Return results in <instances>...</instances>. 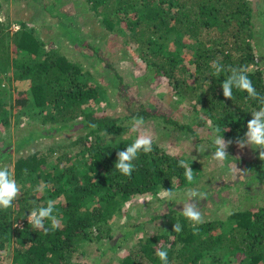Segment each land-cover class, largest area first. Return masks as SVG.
<instances>
[{"label": "trees", "instance_id": "trees-1", "mask_svg": "<svg viewBox=\"0 0 264 264\" xmlns=\"http://www.w3.org/2000/svg\"><path fill=\"white\" fill-rule=\"evenodd\" d=\"M85 2L106 30L123 34L130 54L141 61L150 76L192 101L195 114L201 111L204 116H198V126L209 121L213 130L221 129L226 141L244 137L258 103L236 89L231 100L225 99L220 85L230 75L228 67L246 66L253 86L264 95L260 31L252 0ZM63 31L74 34L69 29ZM73 42L102 56L99 48L77 37ZM212 61L226 70L215 75ZM10 70H14V79L29 81L28 89L18 90L14 103L21 116L28 120L39 117L43 125L51 127L41 135L76 130L82 156L79 162L63 154L48 164L47 156L35 151L16 159L14 174L20 194L12 210L0 209V264L7 258L11 264H81L76 261L81 245L110 239V221L120 216L132 196H157L162 188L174 190L188 183L185 169L178 166L181 159L156 141L150 153L140 152L133 161L135 170L130 177L117 171L114 164L117 153L134 141L118 138L130 128L125 120L161 119L196 135L193 123H181L160 109L137 107L125 88L119 92L126 101L124 116L96 110L104 93L85 78V68L24 22L16 31L0 22V87ZM119 83L123 84L121 76ZM10 110L0 95V121L6 128ZM41 181L48 187L37 192ZM49 199L56 201L54 214L60 224L53 230L50 221H45L49 228L45 234L28 224L27 215L34 207L46 206ZM229 219V230L224 220L215 219L197 225L194 234L192 225L178 213L174 222L181 225V232H174L173 224L170 231L142 238L119 264H161L156 255L159 249L168 251L169 264H201L219 247H228L240 264H264V205L234 211ZM19 221L21 226L16 225Z\"/></svg>", "mask_w": 264, "mask_h": 264}, {"label": "rangeland", "instance_id": "rangeland-1", "mask_svg": "<svg viewBox=\"0 0 264 264\" xmlns=\"http://www.w3.org/2000/svg\"><path fill=\"white\" fill-rule=\"evenodd\" d=\"M252 4L260 31L259 62L264 66V0H252ZM0 17L12 31L18 30L21 22L26 23L41 39L79 62L87 72L85 78L97 84L104 93L102 101L95 106L96 110L124 116L126 101L119 92L125 88L137 107L163 110L181 123H193L196 131V135H192L166 125L161 119L144 120L146 134L166 152L186 161L193 170L194 180L174 189L176 195L171 201L163 198L161 192L157 196H132L124 204L120 216L110 221L112 237L99 243L84 242L76 261L81 264H119L142 238L170 231L175 217L183 210L188 189L207 193L206 199L198 201L204 221L222 219L227 230L232 224L229 219L232 212L264 205V161L258 158L259 150L241 149L233 142L227 149L229 158L222 164L214 161L211 158L215 150L211 123L207 121V125L198 126V116L204 118L201 111L196 115L191 100L177 95L168 84L150 76L141 61L130 54L123 34L106 30L101 18L88 9L85 0H0ZM64 29L72 30L74 34ZM75 37L99 48L102 56L75 45ZM120 76L123 84L119 83ZM28 87L29 81L14 79V70L3 77L0 95L11 107L12 114L7 128L0 121V165L8 166L14 174L16 159L35 151L46 155L50 161L48 164L63 154L74 156V160L80 162L81 144L76 130L55 135H49L48 131V134L41 135V131L51 127L43 125L39 117L31 120L22 117L20 110L15 108L18 90ZM131 122L125 120L130 128L118 136L120 140L135 139L138 135L130 131ZM197 146H200L199 151ZM82 170L85 169L82 167ZM19 224L20 221L16 223ZM203 262L240 264L229 254L228 247L209 252L201 264ZM5 264H11V259L7 258Z\"/></svg>", "mask_w": 264, "mask_h": 264}, {"label": "clouds", "instance_id": "clouds-1", "mask_svg": "<svg viewBox=\"0 0 264 264\" xmlns=\"http://www.w3.org/2000/svg\"><path fill=\"white\" fill-rule=\"evenodd\" d=\"M3 18L0 17V22ZM212 67L215 69V75H219L225 71V67L219 64L217 61H212ZM227 71L230 73L227 79H224L220 85L222 88L223 96L225 99L231 100L233 97V89L247 93V98L258 103V108L251 113V119L247 123V131L243 138L236 140V144L239 148L243 149L249 147L253 150H259L258 158L264 161V95L257 92L253 86L252 81L249 79L246 66L228 67ZM145 121L142 117H135L131 122L130 131L138 133L134 141L127 146L123 151L117 153V160L114 164V168L124 176H131L135 170L133 161L138 158L140 152L150 153L152 151V139L151 136L146 134L143 130ZM221 129L215 127L213 130L212 143L215 147L211 158L218 162L223 163L229 158L227 149L233 143L232 140H225L224 135H221ZM107 134V133H106ZM200 150V146H197V151ZM179 167L185 169L184 175L189 183L194 180L193 170L186 161H179ZM236 167V166H235ZM237 170V168H236ZM27 170H25V174ZM48 185L43 181L35 189L37 192H41L47 188ZM20 194V186L18 185L14 174L10 171L6 165H0V209L7 210L13 207V202L18 198ZM160 195L171 201L176 193L171 190H164ZM186 200L183 203V210L181 215L186 218L192 225L195 231L196 226L204 222L203 215L198 207V201L204 200L207 197V193L197 191L195 189H188L185 193ZM56 201L49 199L46 206L34 207L27 215L28 224L35 230H43L45 234L49 232V228L45 227V221H50L51 228L54 230L59 227L60 220L56 212ZM16 226V225H14ZM173 231L179 233L182 231V227L179 223H175ZM157 257L161 261V264H169L168 251L165 249H159L156 252Z\"/></svg>", "mask_w": 264, "mask_h": 264}, {"label": "built area", "instance_id": "built-area-1", "mask_svg": "<svg viewBox=\"0 0 264 264\" xmlns=\"http://www.w3.org/2000/svg\"><path fill=\"white\" fill-rule=\"evenodd\" d=\"M23 224V222H20L19 226H21Z\"/></svg>", "mask_w": 264, "mask_h": 264}]
</instances>
